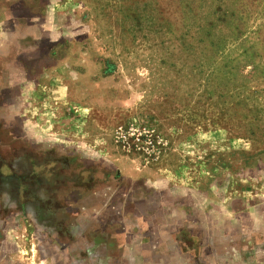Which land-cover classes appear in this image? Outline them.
Returning a JSON list of instances; mask_svg holds the SVG:
<instances>
[{
    "label": "rangeland",
    "instance_id": "374dc122",
    "mask_svg": "<svg viewBox=\"0 0 264 264\" xmlns=\"http://www.w3.org/2000/svg\"><path fill=\"white\" fill-rule=\"evenodd\" d=\"M0 264H264V0H0Z\"/></svg>",
    "mask_w": 264,
    "mask_h": 264
}]
</instances>
